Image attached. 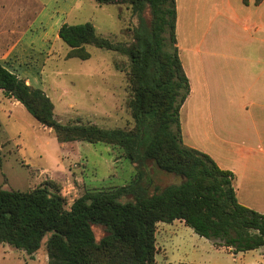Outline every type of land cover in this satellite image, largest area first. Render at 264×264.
Listing matches in <instances>:
<instances>
[{"label":"trees","instance_id":"obj_1","mask_svg":"<svg viewBox=\"0 0 264 264\" xmlns=\"http://www.w3.org/2000/svg\"><path fill=\"white\" fill-rule=\"evenodd\" d=\"M94 1L129 7L136 19L129 45L98 35L91 23L63 24L57 36L70 49L68 58L89 59V45L128 58L130 130L59 123L49 97L1 64L0 90L51 129L60 143L120 147L136 165L137 179L114 189L86 191L69 209L52 184L27 192L0 189V244L31 256L47 237V264H156L157 224L181 221L232 255L263 248L264 214L238 203L234 174L181 142L178 114L189 84L175 46V0ZM149 167L180 181L150 189ZM123 197L131 201L120 202ZM93 227L104 231L99 240Z\"/></svg>","mask_w":264,"mask_h":264},{"label":"rangeland","instance_id":"obj_2","mask_svg":"<svg viewBox=\"0 0 264 264\" xmlns=\"http://www.w3.org/2000/svg\"><path fill=\"white\" fill-rule=\"evenodd\" d=\"M229 2L239 18L250 16L251 9L241 0ZM223 3L224 0H176L175 32L179 58L184 72L188 70L190 74L192 86L195 87L203 64L213 62L212 70L224 72V76L215 73L214 88L229 94V88H224L229 86V75L233 78L243 67L234 64L227 67L218 55L229 48L249 50L251 47L241 45L240 38L235 43L228 37L230 29L223 19ZM84 23H91L98 35L114 43L129 45L136 19L127 5L99 6L94 0H0V60L6 55L12 38L7 32L12 28L18 31L17 38L21 40L3 59L4 65L27 85L49 97L59 123L78 121L103 129L130 130L133 121L127 106L130 93L125 76L128 58L90 45L85 47L89 59L68 58L70 49L57 36L63 24ZM233 106L227 102L204 103L198 94L187 98L178 114L182 144L207 154L223 167L230 164L223 163L231 161L228 146L213 136L211 125L216 130L219 126L224 129L226 134L222 138L225 142L229 140L226 135L235 134L233 124L238 114ZM137 175L136 165L120 147L104 143H60L51 129L39 125L22 105L5 98L0 90V189L27 192L52 184L69 209L86 191L126 186ZM147 176L151 180L150 189L180 181L151 167ZM129 201L130 197L120 199L122 203ZM158 226L156 264H189L197 257L198 250L199 255L213 264H239L238 256L207 251L210 241L197 236L184 224L158 223ZM93 232L96 240L104 235L101 227H93ZM46 238L31 256L0 244V264H47ZM258 253H249L247 257L253 260Z\"/></svg>","mask_w":264,"mask_h":264},{"label":"crops","instance_id":"obj_3","mask_svg":"<svg viewBox=\"0 0 264 264\" xmlns=\"http://www.w3.org/2000/svg\"><path fill=\"white\" fill-rule=\"evenodd\" d=\"M241 2L245 7L251 9L249 17L239 18L229 0H224L222 5L224 11L221 14L224 17L223 19L227 28L230 29L228 37L234 39L235 43L240 38L241 45L245 43L251 47L249 50L229 48L221 51L218 55L222 59V63L225 62L227 67L231 65L243 67V70L237 68L239 73L233 76V78L229 75V86L224 87L229 88V94L225 91L221 92V88H214L212 80H214L215 73L218 72L216 75L222 76L224 72L222 70H212L211 66H214L213 62L212 64L209 62L207 65L203 64V70L202 68L200 69V76L198 77L199 81L195 79L196 81L194 82L196 88L190 82L188 70H185L186 72L184 73L185 75L187 74L186 77L189 84L187 98L198 94V96H202L204 103H211L212 101L227 102L230 105H234L233 110L238 111V114H236L237 121L233 124L236 128L235 134L233 132L229 133V135L227 134L226 136H229L230 139L226 142L222 138L226 134L224 129L219 126L216 130L214 125H211L213 136L228 146L229 151L227 150V152L231 160L229 162L224 161L223 163H230L225 164L224 167L216 161L214 162L220 169L228 170L234 174L233 187L238 203L260 214H264V0H261L259 3H256L255 0H246V4L243 0ZM7 35H12V38L5 52L6 55L1 58L0 62L11 72L4 65L3 59L12 53L16 46L18 47L21 38L18 40V31H13L12 28L10 32H7ZM14 38L16 40L12 43ZM0 54L2 55V53ZM208 66L209 68H207ZM250 139H252V143ZM175 222L183 224L181 221H174L173 223ZM158 227L157 224V230ZM261 249L263 251L264 247L253 251L237 253L233 256L239 257V264H264V254H262ZM210 250L213 252H225L232 256L226 249H216L212 243L209 245L207 251ZM195 252H197V257L194 256L189 264H213L208 262L205 257L199 255V250ZM254 252L259 253L256 257H253V260L248 259L247 256L249 255L247 254ZM235 257H233V260L236 259Z\"/></svg>","mask_w":264,"mask_h":264}]
</instances>
